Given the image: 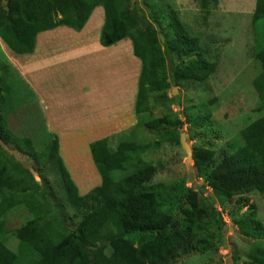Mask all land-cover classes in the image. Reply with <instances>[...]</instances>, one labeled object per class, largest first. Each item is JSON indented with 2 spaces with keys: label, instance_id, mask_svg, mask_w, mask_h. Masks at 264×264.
<instances>
[{
  "label": "trees",
  "instance_id": "trees-1",
  "mask_svg": "<svg viewBox=\"0 0 264 264\" xmlns=\"http://www.w3.org/2000/svg\"><path fill=\"white\" fill-rule=\"evenodd\" d=\"M197 1L206 15L218 5V0ZM134 3L135 0H0V39L16 56L34 55L40 34L59 28L82 31L94 12L102 9L105 22L101 45L108 48L130 40L134 56L142 63L135 104L139 121L133 128L90 144L101 185L81 195L59 155L56 136L38 153L30 139L19 138L9 129L13 89L8 83L7 66L0 58V145L5 148L11 144L34 162L27 173L0 150V264H184L195 257L216 254L219 249L212 245L206 226L214 222L219 231L218 243L223 244L227 224L213 199L205 197L207 187L220 199L222 210L228 211L237 236L250 243L247 259L252 264H264V221L244 198L254 193L264 196V0H256L252 16V57L260 66L253 82L259 118L222 149L208 140L213 134L208 129L212 127L216 99L187 102L182 112L184 121L179 113L171 111L154 117L161 106H180L181 92L169 98L173 88L191 87L201 95L199 85L205 88L203 84L216 73L218 63L164 0H142L147 15L143 7L144 14H139ZM186 124L192 130H207L204 136L198 134L199 144L192 148V187L186 188L189 176L185 174L179 180L182 188L178 192L166 191L163 184L146 188L158 173L157 167L164 166L155 160L163 146L178 148L177 162L185 157L180 136ZM141 127L158 136L156 142L143 144L135 139ZM193 133L190 131V139L195 138ZM49 169L58 175L62 197L73 215L58 214L65 218L61 223L53 216L49 220L55 221L51 222L36 218L17 231H9L5 216L26 200L38 198L42 190L33 177L34 171L44 180ZM44 197L51 202L57 200L50 193ZM46 205L48 215L50 207ZM56 208L66 211L61 204ZM52 227L59 231L56 236Z\"/></svg>",
  "mask_w": 264,
  "mask_h": 264
},
{
  "label": "rangeland",
  "instance_id": "rangeland-1",
  "mask_svg": "<svg viewBox=\"0 0 264 264\" xmlns=\"http://www.w3.org/2000/svg\"><path fill=\"white\" fill-rule=\"evenodd\" d=\"M164 3L177 12L181 20L191 29L195 36L201 39V44L209 48L210 56L218 65L216 73L212 75L209 81L203 84L205 88L203 89L202 85H199L201 89L199 94L201 95H196L194 91H191L190 86V89L173 88L169 94V98L178 96L181 92L180 106H161L155 110L154 117L162 116L171 111L179 113L180 118L184 121L185 117L182 115V112L189 102L195 104L197 102H208L216 99L218 104L212 107L214 108L211 116L212 127L208 129H212L213 134L209 133L208 140L214 144H218L217 147L222 149L226 146L227 142H234L243 128L259 118V114L255 112L259 101L253 87V82L260 73V66L252 57V49L254 48L252 16L256 7V0H218L217 7L211 10L210 15H206L201 11L197 0H164ZM133 6L138 8L139 11L135 9L138 13L143 12L144 14L142 7H145L142 4V0H135ZM98 10H100L102 15L104 11L102 9ZM100 13L97 14L96 21L87 27L88 31H97L98 27L102 25L98 21L101 18L99 16ZM145 14L147 15V9L145 10ZM59 32L61 34L59 33L58 36L55 34L50 35V33L46 34L44 36L45 40L41 45H39L40 39L38 40V37L35 54L29 57L15 56L0 39V58L2 63L7 66L8 83L12 84L14 97L13 109L11 108L12 112L9 113L7 118L8 127L15 136L30 139L38 153L43 152L51 143L52 138L56 136L60 146L59 155L64 160L66 167V158L63 152L67 154H70V150L72 152L71 156L69 155L72 158V165L67 167V169L72 180L78 186L81 195H85L93 188L101 185V181L100 177H98L97 170L90 161L89 141L83 136L81 140H84V143H86L84 145L86 146L80 145L81 142L75 146L71 142V138L75 139L79 137L74 134L77 133L81 123L92 125L93 121L91 117L84 120L82 118L77 119L79 115L75 117L76 114L69 107L70 100L71 104L73 101H80L79 97L83 90L81 87L83 84L82 79L86 80L87 84L91 83L92 85L94 83L93 80H95L100 84V90H103V82L108 77L110 79L114 75L113 77H119L124 82L122 83L124 86L126 78L127 87L125 86V90H130L139 78L140 72L138 73V71L140 69L136 67L135 71H131L132 74H130L129 70H126L125 77H123L120 63H111L102 57V62L108 64L102 68V74L98 77L95 73L98 66L96 67L93 58L94 55L96 58L101 56L93 53L92 50L90 52L92 56L87 58V62L83 61L81 59L82 54L76 55V52L71 50L68 45H64L67 40L66 36L63 35L64 33L62 31ZM127 45L129 46V43ZM122 47L119 53L120 56H118L120 58L119 62L124 60V64L126 65L125 69H127V66L133 63V55L130 49L131 47L129 48V56L131 58L122 51ZM78 56L80 57V61H77ZM89 59L92 61H88ZM121 63L123 64L122 61ZM81 65H84V70L87 72L86 76L83 72L79 71L78 66ZM117 65L121 71H119ZM55 66L57 69H54ZM38 81H40V87L45 88L43 92L38 90ZM64 82L66 85L63 86L62 83ZM117 83L118 80L113 81V84L117 85ZM66 94L71 95L70 100L64 98ZM112 96L114 105H117L120 97L117 94ZM125 96L127 98L128 95L125 94ZM13 97L11 98L12 103ZM60 97L62 98L60 99ZM83 101L78 103L76 107L79 108L81 106L80 108L83 109V106H85L83 105ZM51 103L59 104L60 108L65 110V112H62V109H59L61 112L55 111L57 115L56 119L53 120L55 122H51L50 120L49 104ZM65 113L66 115H64ZM148 119L151 120V118ZM138 121L137 118V123ZM52 123H54L53 126ZM67 125H69L68 129H65ZM123 125L126 124L124 123ZM54 131L58 134L53 133ZM190 131L194 132V139H190ZM181 133L186 134L187 141L191 148H193V146L199 144L198 134L204 136L207 130L205 128L198 131L196 129L192 130V126L186 124L184 129L181 130ZM136 135L137 138L135 139L143 144L154 143L158 137L147 131L145 127H141ZM63 139L66 142L64 141L62 143L63 145H60ZM177 149L172 146H163L157 153L158 155L155 156V160L162 162L164 166L157 167L158 173L152 183L147 185L146 188L163 184L166 191L176 190L178 192L182 188L179 180L185 174L189 176L186 182V188L192 187L193 161L187 162L186 154L181 149L185 157H181V160L177 162ZM0 150L10 161L15 162L25 172L30 173L33 169L34 162L27 159L21 152H17L11 144L5 146V148L0 145ZM86 151H88L89 157ZM166 162L169 165H165ZM33 174L35 181L39 183L42 190L39 192L38 198L34 196V199L26 200L24 205L15 208L5 216L7 229L11 232L21 229L28 221L36 218L44 217L47 221L51 222L55 221L49 220L53 216L57 222L61 223L65 218H59L58 214L63 213L65 217L73 215L72 210L62 197L63 193L59 177L53 169H49L44 180L39 172L34 171ZM198 184L201 185L202 182ZM49 193L53 194L57 200H52L53 202H51L50 199H46L44 194L47 195ZM204 195L205 197L213 199L214 207L217 208V211L223 212L222 215L224 220H226L227 232L223 244H219V231L217 230V226L214 222L206 226L207 235L210 236L212 245L218 247L219 252L216 254H208L204 257H195L183 263L227 264V261L232 258L235 264H252L247 259L249 252L248 245L250 243H246V241L237 236V230L232 223V218L227 215L228 211H223L220 207V199L214 196V193L208 187L205 189ZM244 198L249 202V205H253L258 210L259 220L264 221V196L254 193L246 195ZM236 200L237 197L233 199L230 207L234 206ZM46 203L50 207L48 215L46 212L48 210ZM58 204L65 207L66 211L62 212V209H57ZM247 209H244L242 213L246 212ZM64 228L65 224L60 232ZM51 229L56 236L59 232L58 229L55 227ZM262 244H264V241H262ZM12 247L11 249L15 250V246Z\"/></svg>",
  "mask_w": 264,
  "mask_h": 264
},
{
  "label": "crops",
  "instance_id": "crops-1",
  "mask_svg": "<svg viewBox=\"0 0 264 264\" xmlns=\"http://www.w3.org/2000/svg\"><path fill=\"white\" fill-rule=\"evenodd\" d=\"M98 13H100V10H97L93 14V16L90 18V20L87 23V25L85 26V28L80 32H76L74 30H69L68 28H59V29L54 30V31H50L47 33L40 34L38 36L39 37L38 40L40 39L39 45H41L42 42L45 40L44 36H46V34L50 33V35L55 34L56 36H58V34L60 33L59 31H62L64 33L63 35H65L66 39H67L66 42L64 43V45H68L71 50H74L76 52V55L82 54L81 59L83 61H86L89 56H92V55H90V52L92 50H93V53H97L101 56V57L96 58L94 55V58H93V61L95 62L96 67L98 66V69L95 72L98 77L102 74V68L108 64V63L102 62V57L111 63H117V62L120 63L121 64L120 68L123 71V77H125V71L126 70H129L130 74H132L131 71L132 70L135 71L136 67H138L140 69L138 71V73L140 72V74H141L142 63L139 62L140 60L138 61V59L134 56L133 46H132V42L130 40L121 41L117 45L112 46V47H108V48H105L101 45L100 36H101V30L103 28L104 20H105V17H103L104 12H102L103 13L102 15H101V13L99 15V16H101V18H99L98 21H99V24L101 23L102 25L98 27L97 31L93 30L95 32L94 33L93 31L87 30V27L91 26V24H93V22L96 21L95 18H96ZM67 31H68V35H67ZM127 43H129V46L127 45ZM121 46H123L122 51L125 52V54L127 56H129L130 49H131V52L133 55L134 61L132 59L133 63H132V65H128L127 69H125L126 65L124 64V60H121L123 62V64L121 63V61L119 62L120 58L118 56H120L119 53L121 52L120 51ZM38 52H40V51H38ZM86 53H87V55H85ZM117 53H118V55H117ZM31 56H33V55H31ZM22 57H24V56H22ZM25 57H29V56H25ZM77 61H80L79 56L77 58ZM88 61H92V60L89 59ZM83 63H85V62H83ZM117 67H118L119 71H121V69L119 68L118 65H117ZM78 68H79V71L83 72L84 75L86 76L87 72L84 70V65L78 66ZM54 69H57V67L55 66ZM140 74H139V78H140ZM113 76L110 77V79L108 77L103 82V84H104L103 90H100L101 86L95 80H93L94 83L92 85L91 83L87 84L86 80L82 79L83 84L81 85V87L83 90L81 92L82 93L81 96L79 97L80 101H76V102L73 101L71 104V100H70L71 95L66 94V96L64 97L65 99L70 100V106L69 107H70L71 111L76 114L75 117H77L79 115V118H77V119L82 118L84 120V119H89V117H91V119L93 121L92 125H90L88 123H84V124L81 123L80 124L77 133L74 134L75 136H79V137L75 138V139L71 138V142H73L75 144V146H77V144H79L80 142H81L80 145L86 146V145H84V144H86V143H84V140H81L83 136L86 137V140L89 141L88 143L90 145L95 141L102 140V139L111 137L113 135L119 134V133L125 131L127 129V127L133 128V127H135L134 125L137 124V116L135 115V113L133 115V112H135V104H136L138 87H139L138 86L139 78L136 80L132 89L125 90V86L127 87L126 78H125V86H124V84H122L124 82L119 77H113ZM56 78H58V77H56ZM114 80H118L117 85L113 84ZM37 84L39 85L38 90L43 92V90L45 88L40 87V81H38ZM57 85H59V84H57ZM62 85L64 86V85H66V83L64 82V83H62ZM53 86H55V85H53ZM40 88H42V90H40ZM44 93H46V92H44ZM114 94H117L118 97H120V99H118L119 102L117 105H114L113 100H112V98H113L112 95H114ZM125 94L128 95L127 98H126ZM59 95H61V94H59ZM135 96H136V98H135ZM61 98L62 97H60V99ZM83 100H85V101H83ZM81 101H83V105H85V106H83V109L80 108L81 106H79V108L76 107L77 104L80 103ZM111 104H112V106H110ZM49 105H50L49 111L51 114L50 120H51V122H55V121H53L57 117V115L55 114V111L57 110L59 112L60 111L59 109H62L61 111L65 112V110L63 108H60L59 104L51 103ZM51 111L53 112V114ZM64 115H66V113ZM124 123L126 125H123ZM53 124L54 123H52V126H53ZM68 126L69 125H67L65 127V129H68ZM53 133L58 134L56 131H54ZM64 141L65 140L63 139V141H61L60 145H63L62 143ZM72 149H73V147H72ZM88 151H86V153L89 157ZM71 153H72L71 150H70V154L63 152V154L65 155L64 157L66 158L65 161H66L67 167L72 165V158L69 157V155L71 156ZM90 157H91V154H90ZM90 161L92 162L91 164L93 165L92 158ZM94 171L96 172L95 169H94ZM96 175H98V174L96 173Z\"/></svg>",
  "mask_w": 264,
  "mask_h": 264
},
{
  "label": "water",
  "instance_id": "water-1",
  "mask_svg": "<svg viewBox=\"0 0 264 264\" xmlns=\"http://www.w3.org/2000/svg\"><path fill=\"white\" fill-rule=\"evenodd\" d=\"M161 42L164 43V37L160 36ZM180 144H181V148L182 150L185 152L186 154V159L187 162H191L193 160V149L191 148V146L189 145L188 141H187V137L186 134L181 133L180 136ZM227 264H235L234 260L231 258L227 261Z\"/></svg>",
  "mask_w": 264,
  "mask_h": 264
},
{
  "label": "clouds",
  "instance_id": "clouds-1",
  "mask_svg": "<svg viewBox=\"0 0 264 264\" xmlns=\"http://www.w3.org/2000/svg\"><path fill=\"white\" fill-rule=\"evenodd\" d=\"M226 221V220H225Z\"/></svg>",
  "mask_w": 264,
  "mask_h": 264
}]
</instances>
